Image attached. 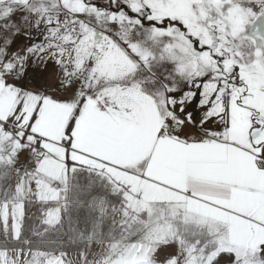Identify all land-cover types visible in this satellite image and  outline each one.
Wrapping results in <instances>:
<instances>
[{"label": "snow or ice", "instance_id": "6c2138e0", "mask_svg": "<svg viewBox=\"0 0 264 264\" xmlns=\"http://www.w3.org/2000/svg\"><path fill=\"white\" fill-rule=\"evenodd\" d=\"M0 264H264V0H0Z\"/></svg>", "mask_w": 264, "mask_h": 264}]
</instances>
